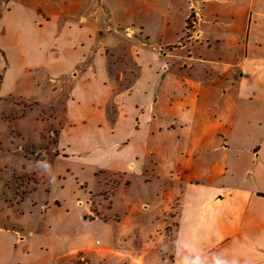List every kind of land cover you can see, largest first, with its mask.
Listing matches in <instances>:
<instances>
[{"label": "crops", "instance_id": "obj_1", "mask_svg": "<svg viewBox=\"0 0 264 264\" xmlns=\"http://www.w3.org/2000/svg\"><path fill=\"white\" fill-rule=\"evenodd\" d=\"M22 75L31 83L18 93L36 102L77 99L66 126L85 133L91 116L115 151L152 145L173 163L172 227L161 239L171 246L159 249L158 264H264V0H0V100L15 95ZM57 159L51 178L71 168ZM83 161L84 174L93 165ZM50 189L43 237L68 224V202ZM55 234L57 251L65 242L87 248L75 244L79 233ZM25 252L18 264H35Z\"/></svg>", "mask_w": 264, "mask_h": 264}, {"label": "rangeland", "instance_id": "obj_2", "mask_svg": "<svg viewBox=\"0 0 264 264\" xmlns=\"http://www.w3.org/2000/svg\"><path fill=\"white\" fill-rule=\"evenodd\" d=\"M190 20L191 17L187 19V36L192 33ZM30 79L22 75L15 95L0 100V264H18L20 258L28 261L25 249L32 254L35 264H134L131 257L142 264H158L159 249L171 246L168 239L165 243L161 239L172 227L173 210L165 195L174 196V187L165 186V182L171 184L167 175L168 170L174 171L173 163L162 161L159 157L162 152L152 145L148 147L151 151H143L136 144L124 148L118 145V152L115 151L114 146L105 145L95 135L91 116L86 127L82 125L85 133L66 126L70 116L65 110L76 114L77 99L69 103L58 96L45 104L34 101L32 96L20 95L19 88H29ZM66 103L69 104L64 107ZM94 111L97 113L94 117L101 116L103 105ZM175 130H179L178 122L171 131ZM61 147L63 151L59 153L56 149ZM57 154L71 168L68 173L51 178L52 170L61 167V160L54 161ZM86 158L93 167L86 166L87 173L83 174L79 165H86L83 161ZM48 187L70 207L63 232L54 227L43 237L40 209L47 200ZM76 198L83 203L81 206L79 202L75 206ZM78 214L82 217L80 221ZM100 223L112 229L111 235H106ZM66 232L75 233L73 236L79 233L75 244L87 248L74 251L65 242L57 251L52 239L55 233ZM97 233L103 240L90 242L88 236ZM30 234L34 236L28 242L16 240ZM98 247L112 249V253L97 250Z\"/></svg>", "mask_w": 264, "mask_h": 264}, {"label": "built area", "instance_id": "obj_3", "mask_svg": "<svg viewBox=\"0 0 264 264\" xmlns=\"http://www.w3.org/2000/svg\"><path fill=\"white\" fill-rule=\"evenodd\" d=\"M195 15H196V12H195V9L193 8L192 11H191V14L188 17V18L191 17L190 25L188 24L189 27H191V28H194V25H195V21H196V19H195L196 16Z\"/></svg>", "mask_w": 264, "mask_h": 264}]
</instances>
